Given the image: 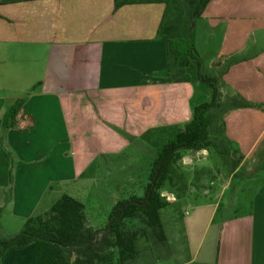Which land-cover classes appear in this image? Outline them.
I'll use <instances>...</instances> for the list:
<instances>
[{"label": "crops", "instance_id": "1", "mask_svg": "<svg viewBox=\"0 0 264 264\" xmlns=\"http://www.w3.org/2000/svg\"><path fill=\"white\" fill-rule=\"evenodd\" d=\"M165 9L161 2L0 0V201L11 164L3 142L15 156L13 200L1 216L7 234L46 212L70 183L142 178L132 149L155 156L211 99L209 86L166 76L158 36ZM195 35L202 71L218 79L222 98L237 95L249 106L223 114L222 135L241 162L235 176L186 200L171 261L264 264V0H211ZM22 99L9 126V110ZM198 152L199 167L208 166L210 152ZM234 178L242 184L225 198ZM1 264H36L35 245L8 251Z\"/></svg>", "mask_w": 264, "mask_h": 264}, {"label": "trees", "instance_id": "2", "mask_svg": "<svg viewBox=\"0 0 264 264\" xmlns=\"http://www.w3.org/2000/svg\"><path fill=\"white\" fill-rule=\"evenodd\" d=\"M211 0H115L116 7L132 3L161 2L166 9L158 29L168 55L166 76L170 82H200L210 87L212 96L193 108L191 119L174 137L159 145L151 163L147 184L141 195H127L112 205L101 228L89 224L85 204L64 193L44 213L30 216L16 233L7 234L1 223L4 210L13 200L15 156L3 142L11 159L8 186L0 201V264L10 250L35 245L36 264H140L143 252H152L154 262L173 257V246L162 221V210L172 202L162 195L175 197L183 206L195 199L204 187L221 175H236L241 162L237 150L222 135V124L214 127L218 114L230 109L248 107L237 95L222 98L218 79L202 71V60L195 43V22ZM24 99L19 100L7 117L14 126ZM222 119H220L221 121ZM208 150V166L193 170L182 163L186 151ZM193 179V180H192ZM214 188V185L209 188Z\"/></svg>", "mask_w": 264, "mask_h": 264}, {"label": "rangeland", "instance_id": "3", "mask_svg": "<svg viewBox=\"0 0 264 264\" xmlns=\"http://www.w3.org/2000/svg\"><path fill=\"white\" fill-rule=\"evenodd\" d=\"M196 37V35H195ZM212 47V44H211ZM212 51H209V54L206 55V61L209 62L211 59ZM199 94V93H198ZM201 102L202 100L199 98L198 100ZM224 113L218 114L217 121L214 124V127H219L220 119L223 117ZM145 149V150H144ZM144 152L142 151V155L140 152H137V148H133V160L137 162L138 166H141V177L139 179H115L111 176L107 178L97 179V181H86L83 184L72 185L71 183L68 184V191L66 193L77 197L79 200L84 202L86 206V213L89 217V221L91 225L96 226V228H101L105 225L108 213L115 201L119 198L123 197V191H127L128 193L141 195L145 189V185L147 184V172L146 167L150 165V163L154 160V152L153 149L144 148ZM141 151V149H140ZM132 154V152H130ZM207 153V152H206ZM203 156L202 152H190L187 159H185L184 163L187 168H191L192 170L200 166L202 164L199 161V157ZM208 157V154H206ZM130 157H126L125 159H129ZM209 158V157H208ZM207 158V159H208ZM205 161H208V160ZM132 160V158H131ZM226 167L221 165V175H219V179L224 182L228 170L226 169L229 167L225 164ZM145 176V177H144ZM193 180V179H192ZM229 190L226 192L225 198H230L236 195V191L239 186L242 184V179L234 178L231 182ZM209 186H212L211 183H208L204 189H210ZM102 188V189H101ZM162 195L166 196L168 200H171L172 204L167 206L162 210V221L165 225L168 237L170 242L172 243L173 252L177 254V248L181 246V239H182V225H183V217L186 214V210H183V206L178 205V202L174 201V197L172 195H168L166 191H162ZM23 227V226H22ZM21 227V228H22ZM20 228V229H21ZM19 229V230H20ZM18 230V231H19ZM17 231V232H18ZM178 256V255H177ZM154 255L152 252H143L142 257L140 260V264H174L173 261L167 262H154Z\"/></svg>", "mask_w": 264, "mask_h": 264}]
</instances>
